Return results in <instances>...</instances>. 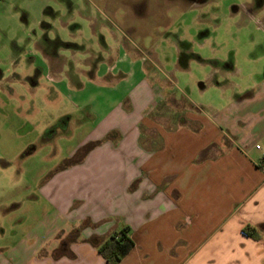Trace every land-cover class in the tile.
Instances as JSON below:
<instances>
[{"label":"crops","instance_id":"obj_1","mask_svg":"<svg viewBox=\"0 0 264 264\" xmlns=\"http://www.w3.org/2000/svg\"><path fill=\"white\" fill-rule=\"evenodd\" d=\"M101 40L88 81L76 84V108L93 127L67 163L35 180L64 216L59 225L76 223V241L39 255L47 227L24 229L19 241L0 228V264H110L98 245L123 229L135 247L119 264H264V74L206 110L170 92L153 52ZM177 41L186 69L196 56ZM213 63L235 70L233 57Z\"/></svg>","mask_w":264,"mask_h":264},{"label":"rangeland","instance_id":"obj_2","mask_svg":"<svg viewBox=\"0 0 264 264\" xmlns=\"http://www.w3.org/2000/svg\"><path fill=\"white\" fill-rule=\"evenodd\" d=\"M101 39L153 52L161 78L174 82L170 92L207 110L231 100L236 85L262 78L264 0H0V228L19 241L22 230L47 227L49 248L39 255L76 241V223L59 225L64 216L39 187L93 127L89 112L76 108V84L88 81ZM177 40L196 56L186 69ZM232 57L233 71L213 63Z\"/></svg>","mask_w":264,"mask_h":264},{"label":"trees","instance_id":"obj_3","mask_svg":"<svg viewBox=\"0 0 264 264\" xmlns=\"http://www.w3.org/2000/svg\"><path fill=\"white\" fill-rule=\"evenodd\" d=\"M261 162L264 163V159ZM128 233V229L114 232L107 240L98 245V251L110 264H119L134 249L135 243ZM243 233L257 238L256 229L252 226H246Z\"/></svg>","mask_w":264,"mask_h":264},{"label":"flooded vegetation","instance_id":"obj_4","mask_svg":"<svg viewBox=\"0 0 264 264\" xmlns=\"http://www.w3.org/2000/svg\"><path fill=\"white\" fill-rule=\"evenodd\" d=\"M193 1V0H190V2ZM195 2L199 3L201 0H194Z\"/></svg>","mask_w":264,"mask_h":264},{"label":"built area","instance_id":"obj_5","mask_svg":"<svg viewBox=\"0 0 264 264\" xmlns=\"http://www.w3.org/2000/svg\"><path fill=\"white\" fill-rule=\"evenodd\" d=\"M257 149H260V146H257Z\"/></svg>","mask_w":264,"mask_h":264}]
</instances>
